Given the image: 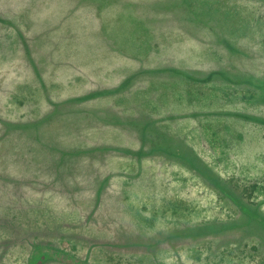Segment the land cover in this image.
I'll list each match as a JSON object with an SVG mask.
<instances>
[{
	"label": "rangeland",
	"instance_id": "obj_1",
	"mask_svg": "<svg viewBox=\"0 0 264 264\" xmlns=\"http://www.w3.org/2000/svg\"><path fill=\"white\" fill-rule=\"evenodd\" d=\"M0 173V264H264V0H0Z\"/></svg>",
	"mask_w": 264,
	"mask_h": 264
},
{
	"label": "crops",
	"instance_id": "obj_2",
	"mask_svg": "<svg viewBox=\"0 0 264 264\" xmlns=\"http://www.w3.org/2000/svg\"><path fill=\"white\" fill-rule=\"evenodd\" d=\"M106 32L107 31H105V30H102L101 31V34L103 35V34H106ZM234 34H236L235 32H234ZM232 49H229V51H231ZM234 50V49H233ZM236 50V49H235ZM245 50H247V49H239L238 50V52H244ZM226 58V57H225ZM72 66V65H71ZM71 66H69V67H66L65 69H67V68H69V69H71L72 67ZM75 67V66H74ZM52 74V73H51ZM73 75H64V76H58L57 77V74H53V75H51L50 76V79H52V80H50V87H47V83L45 82V80H44V78L43 77H40V76H37V80H35V86H36V90H37V92L40 94V86H41V84L44 86V87H46V98H47V101L48 102H50V101H53V97H51V95H50V93H51V90H52V86L53 85H57L58 86V88H62V91L60 92V94H61V96L62 95H64V93H65V91H66V89H67V87L68 88H70V89H73V85H79V84H83V83H85L86 81V78H85V80L83 79V75H76V76H74V77H72ZM54 80H58L57 82L56 81H54ZM85 81V82H84ZM70 96V95H69ZM68 96V97H69ZM48 97H50L49 98V100H48ZM67 97V98H68ZM89 96H88V93H86V94H84L83 96L82 95H78V97H77V99L79 100V101H84V100H86L87 98H88ZM44 99H45V97H43ZM62 98V97H61ZM69 98H71V96L69 97ZM68 98V99H69ZM91 99H98V98H103V97H99L98 95H96V94H93V95H91V97H90ZM30 100V98H24L23 99V101H22V105L23 106H25V104L27 103V101H29ZM46 101V100H45ZM42 103V102H41ZM29 104V103H28ZM60 106H63V105H60ZM58 106L57 105H55L54 106V108H57ZM24 126H26V127H15V129L17 130V131H19L20 133H26L27 135H29L30 136V138H32L34 135H35V132L37 131V130H39V129H41L42 130V132H47V131H50V130H53L54 131V128H52V127H50V128H47V126H45V127H41L42 126V124L38 121V122H35V121H31L30 123H24L23 124ZM29 126H32V127H29ZM66 126V125H65ZM64 126V127H65ZM11 176L9 173H0V176ZM17 193V192H16ZM7 193H5L3 190H1L0 191V200L2 199V197H6L7 195H6ZM2 210V209H1ZM0 210V211H1ZM3 219H2V217H0V230H2V227H4L3 226ZM1 232V231H0ZM0 243H3V241L0 239ZM23 244V243H22ZM32 251H33V246H32V248H31V250H30V253H29V256H28V259H27V262H28V264H30V262H31V256H32Z\"/></svg>",
	"mask_w": 264,
	"mask_h": 264
},
{
	"label": "trees",
	"instance_id": "obj_3",
	"mask_svg": "<svg viewBox=\"0 0 264 264\" xmlns=\"http://www.w3.org/2000/svg\"><path fill=\"white\" fill-rule=\"evenodd\" d=\"M95 94H98V93H95ZM215 187H217L218 189L222 188L221 185H217V184H215ZM46 252L47 253H51L52 255H56L57 257L63 256V255H61L60 253H58L57 251H55L54 249H52L50 247H44V246H41V245H37V246L33 247L30 264H38V263H40L39 262L40 255L45 254Z\"/></svg>",
	"mask_w": 264,
	"mask_h": 264
}]
</instances>
